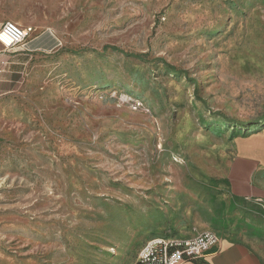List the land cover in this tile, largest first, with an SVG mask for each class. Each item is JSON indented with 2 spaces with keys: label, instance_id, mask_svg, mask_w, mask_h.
Wrapping results in <instances>:
<instances>
[{
  "label": "rangeland",
  "instance_id": "374dc122",
  "mask_svg": "<svg viewBox=\"0 0 264 264\" xmlns=\"http://www.w3.org/2000/svg\"><path fill=\"white\" fill-rule=\"evenodd\" d=\"M4 21L58 47L0 114V264H132L203 231L264 263V193L231 173L264 129V0H0Z\"/></svg>",
  "mask_w": 264,
  "mask_h": 264
},
{
  "label": "crops",
  "instance_id": "0c3cea01",
  "mask_svg": "<svg viewBox=\"0 0 264 264\" xmlns=\"http://www.w3.org/2000/svg\"><path fill=\"white\" fill-rule=\"evenodd\" d=\"M57 47L58 39L48 31L31 33L21 46L11 51H3L0 44V114L4 111V100L20 89L24 75L33 65L36 55L54 51ZM231 173L234 181L240 183L236 188L241 194L261 196L264 193V129L237 143ZM184 264L264 263L258 253L245 242L226 239L219 240L203 259Z\"/></svg>",
  "mask_w": 264,
  "mask_h": 264
},
{
  "label": "built area",
  "instance_id": "2783aa9c",
  "mask_svg": "<svg viewBox=\"0 0 264 264\" xmlns=\"http://www.w3.org/2000/svg\"><path fill=\"white\" fill-rule=\"evenodd\" d=\"M33 33L31 26L4 21L0 25V44L3 51L21 46ZM219 242L213 231H203L192 237H180L168 232L149 238L139 249L132 264H184L195 262L211 251Z\"/></svg>",
  "mask_w": 264,
  "mask_h": 264
},
{
  "label": "trees",
  "instance_id": "16d2710c",
  "mask_svg": "<svg viewBox=\"0 0 264 264\" xmlns=\"http://www.w3.org/2000/svg\"><path fill=\"white\" fill-rule=\"evenodd\" d=\"M107 49H110L111 51H115V52H118V53H121L122 55L126 56V57H132V58H135V59H139V60H142V55L140 54H135V53H128V52H125L124 50L122 49H119L118 47H115V46H109V45H106V46H103L102 47V51H106ZM160 62H162L168 69H170L172 72H176V69L167 64L164 60L162 59H159ZM195 83V81H194ZM212 114L214 115H217V116H220L224 119L225 122H228V123H233V121L231 119H228L226 117H224L219 111H215L213 112ZM238 126L240 127H244L245 125L242 124V123H236Z\"/></svg>",
  "mask_w": 264,
  "mask_h": 264
}]
</instances>
